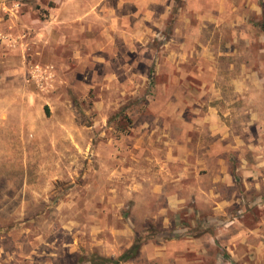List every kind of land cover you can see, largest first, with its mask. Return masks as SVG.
<instances>
[{
    "label": "rangeland",
    "instance_id": "obj_1",
    "mask_svg": "<svg viewBox=\"0 0 264 264\" xmlns=\"http://www.w3.org/2000/svg\"><path fill=\"white\" fill-rule=\"evenodd\" d=\"M145 233L121 264H259L264 0H0V264Z\"/></svg>",
    "mask_w": 264,
    "mask_h": 264
},
{
    "label": "trees",
    "instance_id": "obj_2",
    "mask_svg": "<svg viewBox=\"0 0 264 264\" xmlns=\"http://www.w3.org/2000/svg\"><path fill=\"white\" fill-rule=\"evenodd\" d=\"M143 236V237H142ZM142 236H140L136 243L132 245V247L129 248L123 255H121L118 259L114 258H102V257H91L90 262L92 264H121L122 262H127L133 258H135L140 250L141 244L145 242L148 235L145 233Z\"/></svg>",
    "mask_w": 264,
    "mask_h": 264
},
{
    "label": "crops",
    "instance_id": "obj_3",
    "mask_svg": "<svg viewBox=\"0 0 264 264\" xmlns=\"http://www.w3.org/2000/svg\"><path fill=\"white\" fill-rule=\"evenodd\" d=\"M259 264H264V253L262 254V250L264 252V244L262 245V247H259Z\"/></svg>",
    "mask_w": 264,
    "mask_h": 264
}]
</instances>
